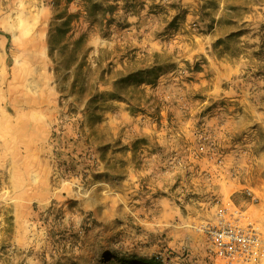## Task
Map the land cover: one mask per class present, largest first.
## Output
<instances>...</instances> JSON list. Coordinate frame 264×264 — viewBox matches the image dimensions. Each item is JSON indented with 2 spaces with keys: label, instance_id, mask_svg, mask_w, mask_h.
<instances>
[{
  "label": "rangeland",
  "instance_id": "rangeland-1",
  "mask_svg": "<svg viewBox=\"0 0 264 264\" xmlns=\"http://www.w3.org/2000/svg\"><path fill=\"white\" fill-rule=\"evenodd\" d=\"M93 1L0 0V264H264L202 229L221 201L264 238V0Z\"/></svg>",
  "mask_w": 264,
  "mask_h": 264
},
{
  "label": "built area",
  "instance_id": "built-area-1",
  "mask_svg": "<svg viewBox=\"0 0 264 264\" xmlns=\"http://www.w3.org/2000/svg\"><path fill=\"white\" fill-rule=\"evenodd\" d=\"M211 252L228 262H258L264 259V238L259 228L235 205L216 202L214 217L202 223Z\"/></svg>",
  "mask_w": 264,
  "mask_h": 264
},
{
  "label": "trees",
  "instance_id": "trees-1",
  "mask_svg": "<svg viewBox=\"0 0 264 264\" xmlns=\"http://www.w3.org/2000/svg\"><path fill=\"white\" fill-rule=\"evenodd\" d=\"M73 0H66L70 4ZM87 15L93 14L99 5L93 0H82ZM60 5V3L58 4ZM82 13H71L68 6L64 9H57L54 20L51 23L49 32V55L57 64V71L69 74L76 69V76L73 79V87L82 79L80 59L84 54L87 39L85 35L75 37L74 24L78 22ZM81 82V81H80Z\"/></svg>",
  "mask_w": 264,
  "mask_h": 264
},
{
  "label": "crops",
  "instance_id": "crops-1",
  "mask_svg": "<svg viewBox=\"0 0 264 264\" xmlns=\"http://www.w3.org/2000/svg\"><path fill=\"white\" fill-rule=\"evenodd\" d=\"M241 125H243V123L241 124ZM240 124H239V122L237 121L234 125H233V130H235V129H237V128H241L242 126H241ZM237 127V128H236ZM236 156V155H235ZM241 157V156H240ZM239 157V158H240ZM241 159V158H240ZM237 160H238V158H237Z\"/></svg>",
  "mask_w": 264,
  "mask_h": 264
}]
</instances>
